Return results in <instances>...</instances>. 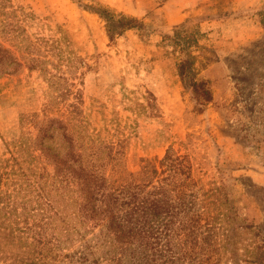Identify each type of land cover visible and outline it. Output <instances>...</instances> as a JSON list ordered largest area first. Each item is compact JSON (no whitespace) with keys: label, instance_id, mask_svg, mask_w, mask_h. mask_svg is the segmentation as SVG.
<instances>
[{"label":"rangeland","instance_id":"374dc122","mask_svg":"<svg viewBox=\"0 0 264 264\" xmlns=\"http://www.w3.org/2000/svg\"><path fill=\"white\" fill-rule=\"evenodd\" d=\"M0 2L16 30L14 41L1 34L0 43L21 56L38 43L43 61L41 68H25L0 84V173L10 171L3 159L13 152L29 173L53 174L36 150L38 130L29 118L43 119L50 100L51 115H67L79 94L75 129L112 142L120 173L152 164L167 173L168 153L191 161L197 183L189 199L195 197V205L175 223L164 216L153 221L160 236L150 251L154 264H233L234 256L241 264H264V0ZM121 13L135 18L134 26L110 39L107 17ZM199 80H207L210 99L195 96ZM55 139L57 147L63 140ZM9 189L4 175L5 206ZM19 203L15 213L22 224L26 213L19 214ZM192 215H200L203 227L189 241L181 226ZM210 228L214 244L204 239ZM82 243L76 235L62 241L61 250L41 264H79L67 255L82 250Z\"/></svg>","mask_w":264,"mask_h":264},{"label":"trees","instance_id":"16d2710c","mask_svg":"<svg viewBox=\"0 0 264 264\" xmlns=\"http://www.w3.org/2000/svg\"><path fill=\"white\" fill-rule=\"evenodd\" d=\"M6 15L5 5L0 2V35L12 42L16 37L15 25ZM135 21L124 13L117 17L108 15L109 38L132 28ZM115 27L119 29L114 31ZM51 46L53 48V44ZM40 53L38 43L27 47L25 54L28 57L17 55L11 47L0 43V84L25 68H41ZM53 84L56 88L62 85L61 81ZM193 90L198 98L212 97L207 80L195 81ZM67 92L70 89L67 88ZM56 98L62 102L61 95ZM76 98L77 102L68 105L67 115H51L50 100L44 107L43 119L38 120V114L29 118L38 130L36 150L54 167L53 174L37 173L32 168L29 173L13 152L10 158L3 159L10 171L0 173V186L7 175L11 190L7 192V205L0 203L2 264H41L52 253L61 250L62 241L72 240L74 235L83 240L82 250L68 254L67 258L71 257L79 264H154L150 251L160 236L155 233L153 221L164 216L168 223L174 222L179 215H188L195 205V197L189 199V194L195 196L197 183L191 173V161L188 156L171 157L168 153L164 162H170L162 170L167 173L159 172L154 164L145 165L140 172L120 173L117 147L112 142L88 135L80 126L75 129L79 121L80 95ZM56 135L63 140L57 147ZM50 141L55 144H49ZM149 187L152 189L147 190ZM20 201L22 210L19 214L26 213L22 224L15 213ZM209 213L210 210L207 216ZM199 217L192 215L187 226H181L182 231L187 230L184 232L189 241L199 238L203 227ZM6 219L8 224L3 223ZM100 225L98 234L86 239ZM211 230L208 229L204 239L212 240L214 244L215 236ZM8 245L23 251H9L5 249ZM96 253L100 258L92 260L90 256ZM140 259L144 263L138 262ZM212 260L214 263L219 261L214 256ZM231 261L241 264L235 256Z\"/></svg>","mask_w":264,"mask_h":264},{"label":"crops","instance_id":"0c3cea01","mask_svg":"<svg viewBox=\"0 0 264 264\" xmlns=\"http://www.w3.org/2000/svg\"><path fill=\"white\" fill-rule=\"evenodd\" d=\"M174 11H177V10H172V12H174ZM179 13H182V11H180ZM178 14V13H177ZM177 16V15H176Z\"/></svg>","mask_w":264,"mask_h":264}]
</instances>
